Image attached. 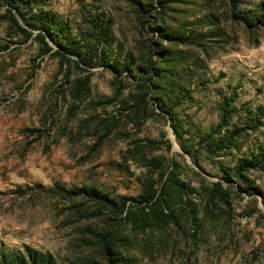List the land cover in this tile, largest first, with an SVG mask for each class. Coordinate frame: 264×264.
Instances as JSON below:
<instances>
[{
	"label": "rangeland",
	"instance_id": "1",
	"mask_svg": "<svg viewBox=\"0 0 264 264\" xmlns=\"http://www.w3.org/2000/svg\"><path fill=\"white\" fill-rule=\"evenodd\" d=\"M26 248L264 264V0H0V252Z\"/></svg>",
	"mask_w": 264,
	"mask_h": 264
},
{
	"label": "trees",
	"instance_id": "2",
	"mask_svg": "<svg viewBox=\"0 0 264 264\" xmlns=\"http://www.w3.org/2000/svg\"><path fill=\"white\" fill-rule=\"evenodd\" d=\"M57 192L64 193V195L74 194L73 192L71 193L70 191L65 189H59L57 190ZM25 251L26 254L17 252H0V264H53V261L49 254L42 255L31 248H26ZM106 254L108 264H115L110 257V251H106Z\"/></svg>",
	"mask_w": 264,
	"mask_h": 264
}]
</instances>
